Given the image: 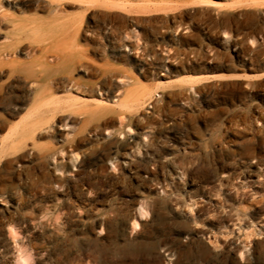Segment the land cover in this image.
I'll return each mask as SVG.
<instances>
[{"label":"rangeland","instance_id":"rangeland-1","mask_svg":"<svg viewBox=\"0 0 264 264\" xmlns=\"http://www.w3.org/2000/svg\"><path fill=\"white\" fill-rule=\"evenodd\" d=\"M0 60V264H264V0H0Z\"/></svg>","mask_w":264,"mask_h":264},{"label":"bare ground","instance_id":"bare-ground-1","mask_svg":"<svg viewBox=\"0 0 264 264\" xmlns=\"http://www.w3.org/2000/svg\"><path fill=\"white\" fill-rule=\"evenodd\" d=\"M15 52V51H14ZM7 54V53H6ZM9 54V53H8ZM10 54H13V53H10ZM15 54V53H14ZM3 55H5V54H3ZM9 56V55H8ZM11 56V55H10ZM10 56L8 57V58H10ZM7 57V56H6ZM4 58V57H3ZM6 59V58H5ZM8 64H10L9 62L8 63H6V64H4V62L3 61H1L0 60V68H2V67H4V66H7ZM2 71H4V70H2ZM7 71V70H6ZM8 73V72H7ZM4 74V73H3ZM2 75V74H1ZM1 75H0V78H1ZM13 75V71H10V73L8 74V76L6 75V77L8 78V79H10V78H12V77H14V76H12ZM17 76V75H16ZM4 77V76H3ZM4 79V78H3ZM13 79V78H12ZM1 80V79H0ZM23 81V80H22ZM24 81H26V80H24ZM23 81V82H24ZM52 81H53V79H52ZM72 82V81H71ZM12 83V82H11ZM33 83V82H32ZM51 83V82H50ZM74 83V82H73ZM37 84V83H36ZM53 84V83H52ZM34 85V84H33ZM74 85V84H73ZM28 86H30L31 87V85H29L28 84ZM51 86V85H50ZM54 86H55V84H54ZM70 86V85H69ZM55 88V87H54ZM53 88V89H54ZM45 91H46V93L47 94H49V90L48 89H45ZM102 93V92H101ZM100 96V95H99ZM143 94H139V95H137L136 97H133V98H135V102H137L138 103V101H141V100H143ZM1 97V96H0ZM102 97V96H101ZM138 100V101H137ZM99 101V103L98 104H96L97 105V107H96V109L98 110V111H101V112H103L105 109H106V102L104 101V100H98ZM131 104H132V102H131ZM133 107V106H132ZM65 111V110H64ZM63 111V112H64ZM62 112V113H63ZM58 118V117H57ZM11 128V127H10ZM259 167V166H258ZM255 168V167H254ZM262 170V169H261ZM250 178H257L258 180H262L263 179V175L258 171V169L257 170H255V171H252L251 173H250ZM248 180V179H247ZM249 180H253V179H249ZM248 183V182H247ZM240 192V191H239ZM237 195H238V192H237ZM241 195H242V193H241ZM240 195V196H241ZM243 196V195H242ZM237 198V197H236ZM242 199V197L240 198V200ZM141 213H143V214H145L144 212H141ZM241 220V219H240ZM135 226H137V224L135 225ZM28 263V256L26 255V254H24V253H21L20 255H19V258H18V261H17V264H27Z\"/></svg>","mask_w":264,"mask_h":264},{"label":"trees","instance_id":"trees-1","mask_svg":"<svg viewBox=\"0 0 264 264\" xmlns=\"http://www.w3.org/2000/svg\"><path fill=\"white\" fill-rule=\"evenodd\" d=\"M240 60L236 58L234 64L232 66H227V67H222V68H219L217 70H212L210 71L208 74H214V73H225V74H229V73H234V72H237V73H242V72H249L250 71V64L249 62H246L245 63V70H241L239 67H241L240 65ZM195 74H200V72L198 73H195ZM203 74H206V73H203Z\"/></svg>","mask_w":264,"mask_h":264},{"label":"water","instance_id":"water-1","mask_svg":"<svg viewBox=\"0 0 264 264\" xmlns=\"http://www.w3.org/2000/svg\"><path fill=\"white\" fill-rule=\"evenodd\" d=\"M196 76H200V75H196Z\"/></svg>","mask_w":264,"mask_h":264}]
</instances>
